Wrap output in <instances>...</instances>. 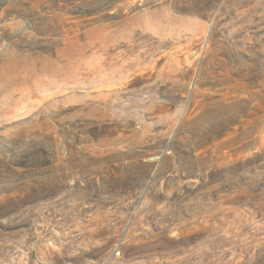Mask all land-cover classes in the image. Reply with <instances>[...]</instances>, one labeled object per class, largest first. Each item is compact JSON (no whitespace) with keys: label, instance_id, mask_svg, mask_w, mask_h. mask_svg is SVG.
<instances>
[{"label":"rangeland","instance_id":"1","mask_svg":"<svg viewBox=\"0 0 264 264\" xmlns=\"http://www.w3.org/2000/svg\"><path fill=\"white\" fill-rule=\"evenodd\" d=\"M0 264H264V0H0Z\"/></svg>","mask_w":264,"mask_h":264}]
</instances>
